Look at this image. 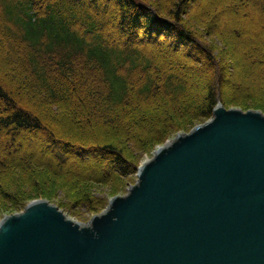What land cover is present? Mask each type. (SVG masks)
Instances as JSON below:
<instances>
[{
	"label": "trees",
	"instance_id": "16d2710c",
	"mask_svg": "<svg viewBox=\"0 0 264 264\" xmlns=\"http://www.w3.org/2000/svg\"><path fill=\"white\" fill-rule=\"evenodd\" d=\"M35 1L0 0V51L3 53L8 46L14 56H20V48L26 45L29 60L33 61L32 64L16 61L10 55L0 59V68L8 69L7 66H12L9 69L11 74H6L7 80L11 78V84L5 82L0 73V146L4 150L9 148L12 152L13 149L21 146L27 137L41 135L49 141V146L53 145L54 152L50 154V158L59 159V162L57 167L50 161L47 163L32 160V154L29 153L19 161L14 159L15 154L0 153V177L5 175L9 182L8 190L0 182V197L10 199L11 190L16 188L15 185L20 186V181L38 186V178L42 175L38 169L51 173L57 170L56 175L66 176V180L76 185L77 183L72 179L75 178L72 171L65 170L62 166V163L68 162L67 157H72L73 154L78 157L89 153L98 158V161L108 159L110 161L108 167L128 169L131 162L126 156L122 143H115L117 140L112 142L109 137L102 138L101 134L106 136L117 133L123 136L127 132L132 139H139L143 135L141 132L143 130L147 139L149 137V139L161 140L164 131L170 126L186 118H208L213 115L218 102L224 103L220 84L222 77L220 70L223 73L225 71L224 68L222 69V61L218 59L219 56H216L213 48L199 38L198 32L196 30L193 32L194 28L190 29L185 25V21L181 20V16H184L182 7L185 0L171 3L172 9L169 12L171 20H162L157 15H153L151 6L153 8L154 3L150 0H145L146 2L106 0L117 7L113 11L116 24L128 27L118 28L120 37L128 34L131 37H139L140 42L146 43L149 40L155 41L151 40L152 37L159 38V34H162L161 38L166 42L164 44L173 43L175 52H179L181 49L179 46L184 45L186 49L196 53L195 64L201 65V62H204L203 64L207 65L210 78L209 83L205 84V88L201 91V98L193 100L190 96H183L184 91L180 89L179 92L174 88L171 78L166 83L168 88L159 89L164 95L165 103L179 109L177 116H173L170 109L150 112V106L156 102L153 99L157 92L156 82L152 76L148 79L145 77L141 79L140 75L137 77L138 74H135L134 70L138 62L142 63L141 61L147 62L145 66H153V64L150 59L142 56L140 51L129 48L126 52L127 49L124 51L125 49L110 48L104 35L95 33L100 25L95 19L101 14L98 8L97 12L94 11L95 16H92L87 8L77 7L76 4L82 0H50L47 4V0H40V4L46 8L45 14L40 16L35 13ZM251 1L257 2V0ZM258 3H260L259 9L264 13V0H259ZM147 13L152 15L151 18L146 17ZM138 16L142 18L138 20ZM77 24L88 29L84 32L78 31L74 28ZM259 62V67L264 66V57ZM30 64L35 66L31 68ZM126 65L130 67L129 73L126 76H119V71ZM133 75L134 79H132ZM29 77L34 79L32 83ZM261 79L262 90L256 92L264 102V76ZM132 82L135 86L132 91L134 96L131 94ZM83 93H87L85 98ZM254 93L255 90L251 88L250 95L253 96ZM45 94L49 98H40ZM25 96L28 100H25ZM152 99L155 102L151 101ZM100 101L102 104L97 108ZM127 105L133 106L132 111ZM135 106L138 107L137 110ZM52 108H57V111H53ZM65 113L76 117L78 121H85L89 126L95 122V126L100 131L97 137L89 138L85 136V132L84 136L78 138L77 143L66 140L65 136L72 138L76 136L74 127L77 125L67 121ZM95 141L98 142L95 144ZM75 149L77 151L74 153ZM42 154L48 153L42 151ZM93 169L88 173L97 178ZM43 176L41 178H44ZM45 178V182L50 179ZM68 187L71 188L70 185ZM79 201L92 208L95 206L93 200L87 197Z\"/></svg>",
	"mask_w": 264,
	"mask_h": 264
},
{
	"label": "water",
	"instance_id": "95a60500",
	"mask_svg": "<svg viewBox=\"0 0 264 264\" xmlns=\"http://www.w3.org/2000/svg\"><path fill=\"white\" fill-rule=\"evenodd\" d=\"M94 218L43 196L0 225V264H264V110L219 103Z\"/></svg>",
	"mask_w": 264,
	"mask_h": 264
},
{
	"label": "rangeland",
	"instance_id": "374dc122",
	"mask_svg": "<svg viewBox=\"0 0 264 264\" xmlns=\"http://www.w3.org/2000/svg\"><path fill=\"white\" fill-rule=\"evenodd\" d=\"M89 1L85 2V0H82L76 5L77 7L79 6V9L82 7L87 8L92 16H95L97 8L101 11L100 16L95 18L100 23L98 26L99 28L97 27L95 33L104 35V38L108 42V46L110 48L116 50L125 49L124 51L127 49L126 52H128V49L131 48L134 51H140L142 56L150 59L152 62L153 66H145L144 64L147 63L145 61H141L142 63L138 62L136 65L137 68L134 70V73L138 74L137 77L140 75L141 79L143 77L148 79V77L152 76L154 78V82H156L155 88L157 89V92H155V95L153 96V99L156 100V102L153 101V99L151 100L155 103L153 105L150 104V112L154 113L159 112L158 110L162 111L170 109L173 116L178 114L179 109L167 105L163 97L164 95H162L159 90L160 88L163 89V87L164 89L168 88L166 83L170 78L173 80L172 86L174 88L179 90V92L180 89L184 91L183 96H190L193 100L201 98V91L205 88V84L209 83L210 76L207 71V65L203 64L204 62H201V65L194 63L196 62L194 57L197 56L195 52H191V49H186L184 45L179 46L181 48L179 52H175L173 49V43H170V45L164 44L165 40L161 38L163 37L162 34H159V38L152 37L153 39L151 40L155 41L149 40L146 43L142 40V42H140L139 37H131V35L128 34L124 35V37H120L118 28L124 27L125 29L128 27L127 25H118L114 21L113 11L117 7L109 4L106 0ZM150 1L154 3V7L152 8L151 6V12L153 15H157L162 20H171L169 18V12L172 9L171 3L177 0ZM49 2L50 0H47L46 4ZM142 2L146 1L142 0ZM257 2H259V0H257ZM257 2H252L251 0H248L247 2H244V0H185L184 6L182 7L184 16H181V20L185 21V25H187L190 29L194 28L192 31H197L200 36L199 38L210 45L215 51L216 56H219L218 59L222 61V69L224 68L225 71L223 73L220 70V75L222 76L220 84L224 103H220H223L226 109L234 107L241 108L245 113L249 108L253 107L264 110V102H262L256 92L262 90L261 83L263 80L261 78L264 76V66L259 67V61L262 57H264V13L259 9L260 3L257 4ZM34 5L35 13L40 16L45 14L44 12L46 8L40 4V0H36ZM151 16V14H146L147 18H151ZM139 18L141 19L142 16H138V20ZM74 28L81 32L88 29L79 24L75 25ZM138 29L140 32V28ZM9 49L10 48L7 46L4 49L5 51L3 50V53L0 51L2 53L0 54V59L1 57H4L5 59V55H10L13 57V60L26 61V63L31 64L33 63L32 60H29V56L26 53V45L20 48V56H14ZM224 54L225 56H223ZM198 60L200 59L198 58ZM31 64V68L32 66H35ZM128 66L129 65H126L124 68H121L119 76H126V74L129 73L130 67ZM7 68L8 69L1 67L0 73L2 79L11 84L12 80L11 78L7 80L8 78L6 74H11L9 69H11L12 66L9 65ZM195 69H198V71H195ZM201 69L202 71H200ZM97 75L99 76V73H97ZM132 79H134V75L132 76ZM29 80L32 83L34 79L29 77ZM130 85L131 94L133 95L132 91H134L135 86L133 85V82ZM251 88L255 90V95L253 96L250 95ZM86 94H82L84 98L86 97ZM41 96L42 97L40 98H49L47 94ZM25 100H28L26 96ZM182 101H184L183 98ZM162 103L163 105H161ZM101 104L102 101L98 103L99 107L97 108H100ZM127 106L130 110L133 108L131 105ZM136 108L138 107L135 106V110H137ZM215 109H217V107ZM52 110L57 111V108H52ZM213 115L208 118L194 117L179 121L177 122L178 124H174L170 126L167 131H164L165 134L161 140L154 138L149 139V137L147 139V137L144 136L146 133H144L143 130L141 131L143 135L140 136L141 138L139 139H132L127 132H125L123 136L117 133H112L106 136L102 134L101 136L99 135L102 138L109 137L112 142L117 140L115 143H122L123 148H125L126 156L131 162V169L123 167V169L120 170L121 172H114L108 179L101 180L94 178L90 175V173H88L93 169L95 163L98 161V158L96 159L94 155H90V159H87L88 165L78 163L75 165L67 164L69 162L66 164L62 163L65 170L72 171V175L75 177L72 178L74 180L73 182H76L78 186L73 182L72 183L76 185H72L71 182L66 180V176L60 177L56 175L57 170H55L54 173H51L49 171H42L36 167L38 172H42L41 177L45 175L43 176L44 178H38V186L31 184L28 185L20 181V186L15 185L16 188L11 190L10 199L0 197V225L6 218H9L17 213H24L30 203L38 200L42 196L54 207L60 208L81 218H94L98 212L104 213L112 202V195H127L130 191L131 181L139 180L140 168L145 163L153 160L155 154L160 149L169 146L174 138L181 132L192 127L203 126L212 121ZM64 116L68 119L67 121L75 124V126L77 125L74 127V134L76 136L74 138L65 136L64 138L66 140L68 139L73 143H77L79 140L78 138H80V136H84L85 132V136H89V138L97 137L96 135L100 132L98 131L97 126H95V122H92L89 126L85 124V121H78V119H76V117L74 118V116H69L66 113ZM119 136L121 137L118 138ZM118 139L120 141H118ZM97 142L95 141V144ZM43 146H46L48 149L49 141L41 135H34L32 137H27L22 142L21 146L17 147V149H13L12 152L9 148L4 150L0 146V153L3 155H6L7 153L15 154L16 156L13 158L18 161L29 153L32 154V160L45 161L47 163L50 161L58 167L59 159H57V161L52 157L50 158V154L53 152L49 149V152H47L49 155L42 154ZM75 151L76 149L74 150V153ZM74 155L75 154H73L71 161H76L78 158ZM109 162L110 161H108V159H106V161H102V167H100L102 173H104L108 167L107 165H110ZM110 168L111 166L107 169ZM45 177L50 178L47 180L48 182H45ZM0 178V182L3 187L8 190V178H6L5 175H2ZM33 182L35 181L33 180ZM68 185H70L71 188L68 187ZM5 192L8 193L7 191ZM86 197L93 200L92 203L95 205L94 208L79 201V199Z\"/></svg>",
	"mask_w": 264,
	"mask_h": 264
},
{
	"label": "bare ground",
	"instance_id": "6f19581e",
	"mask_svg": "<svg viewBox=\"0 0 264 264\" xmlns=\"http://www.w3.org/2000/svg\"><path fill=\"white\" fill-rule=\"evenodd\" d=\"M51 145V144H50ZM44 148H46V149H44ZM48 149L49 150H51V152H54V148H53V145L52 146H48ZM48 149H47V147L46 146H43V148H42V150L43 151H47V152H49L48 151ZM77 151V150H76ZM89 157H91L90 155H89V153H85L83 156H78V158L76 159V161H71V159H72V157L71 156H68L67 157V161L69 162V163H67V164H71V165H75L76 163H78V164H86V165H88V163H87V159L89 160L90 158ZM100 167H102V161L101 160H99V161H97L96 163H95V166H94V169H93V171H94V175L98 178V179H100V178H103V179H105V178H109V176L111 175V174H113L114 172L116 173H118V172H121L120 170H122L123 169V167L122 168H120V167H111V169H107L106 168V170L104 171V173H102L101 172V168ZM128 168H132L130 165L128 166ZM127 169V168H126Z\"/></svg>",
	"mask_w": 264,
	"mask_h": 264
}]
</instances>
